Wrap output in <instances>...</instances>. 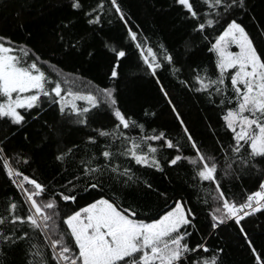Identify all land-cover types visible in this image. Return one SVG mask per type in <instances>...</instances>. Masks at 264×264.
Returning <instances> with one entry per match:
<instances>
[{
	"label": "snow or ice",
	"instance_id": "6c2138e0",
	"mask_svg": "<svg viewBox=\"0 0 264 264\" xmlns=\"http://www.w3.org/2000/svg\"><path fill=\"white\" fill-rule=\"evenodd\" d=\"M198 2L202 10L194 0H174L182 9L181 19L194 22L192 33L207 42L214 57V76L207 66H189L185 77L173 52L133 30L120 0H107V7L105 0H97L88 9L83 0H68L70 10L82 13L89 26L103 25L105 16L108 24L113 16L123 24L135 51L130 52L129 45L104 43L114 57L108 86L85 84L26 41L0 35V123L14 129L0 139V167L21 195L20 201L6 198L0 214V264H6L8 251L18 248L23 264H222L224 250L210 246V240L232 225L247 244L253 264H264V246L257 249L243 224L250 217L257 219V227L264 222L259 220L264 216V24L253 16L255 31L247 30L246 0ZM73 23L61 20L56 26L62 54L81 47L80 40L65 36ZM209 30L216 34L210 35ZM197 46L196 40L187 41L185 53ZM56 54L53 51L52 56ZM135 54L139 70L159 87L180 135L150 128L146 119L122 108L118 68ZM161 71H168L182 89L204 95L222 109L227 141L216 139L209 146L194 138L160 80ZM49 110L56 113L51 123L43 119ZM155 115L144 112V117ZM35 121L41 130L47 129L41 143L54 142L55 160L64 173H71V179L58 186L26 175L20 166L30 165L31 158L20 152L10 155L5 148L17 131ZM73 130L80 133L79 139L68 142L65 137ZM24 138L28 140L27 133ZM133 163L165 178L166 168H182L195 204L183 194L177 197L167 188L155 187L137 174ZM244 175H254L257 187L238 200L226 181H239ZM133 186L150 191L163 206L146 214L144 205L127 198ZM82 196L90 199L81 205ZM197 206L207 214V231L195 223Z\"/></svg>",
	"mask_w": 264,
	"mask_h": 264
},
{
	"label": "trees",
	"instance_id": "16d2710c",
	"mask_svg": "<svg viewBox=\"0 0 264 264\" xmlns=\"http://www.w3.org/2000/svg\"><path fill=\"white\" fill-rule=\"evenodd\" d=\"M97 0H83L85 9L96 4ZM126 13L131 17L133 30L139 32L140 36H148L153 44L163 43L169 51L183 65V75L187 77L191 69L207 66L213 76L215 69L214 57L207 50V42L198 34L192 33L194 22L181 19L182 9L175 5L174 0H120ZM248 13L243 16V22L247 30L255 31L254 22L264 24V0H246ZM194 4L202 10L203 5L198 0ZM105 0V7H107ZM71 19L74 23L65 31V36L71 41L80 40L79 51L71 50L67 54L59 51L60 45L56 34V26L61 20ZM109 17H104L101 26H89L82 13L70 10L68 0H0V35L10 37L14 41H26L38 49L44 58L51 57V62L61 67L65 74L75 73L87 84L91 81L92 86H108L112 83L107 79L111 64L114 62L113 54L104 47V43L110 42L119 47L121 44L129 45L122 22L117 17H111L112 24H108ZM23 25V28L20 27ZM136 26H139L138 28ZM31 33L30 39L27 34ZM210 35L216 33L209 30ZM196 40L198 46L190 53H185V43ZM134 52L133 47H129ZM53 51L56 55L52 56ZM89 51L93 54L88 55ZM138 54L129 55L120 62L118 68L119 80L116 86L119 89V99L123 109L133 114L140 120H147L150 128L165 130L172 136L181 134L180 126L172 113L165 98L159 91L155 80L141 72L137 67ZM160 80L169 94L173 97L184 122L192 132L197 141H204L212 146L216 139L227 141L229 135L225 133L222 120V109L212 105L204 95H196L178 86L176 78L168 71L159 73ZM82 90H84L82 88ZM155 112L154 117H144V112ZM56 117L54 110H49L43 119L51 123ZM9 129L5 123H0V139L8 134ZM40 122H30L28 126L16 132L5 145L9 154L16 152L29 156L32 160L30 165H21V171L26 175L38 176L39 179L54 186L65 183L71 179V173H64L62 165L54 158L56 145L54 142L41 143L43 132ZM25 133L28 140H25ZM80 133L73 130L65 139L68 142L77 141ZM159 145V142H153ZM167 154V153H166ZM174 154V153H172ZM120 161H117L119 163ZM132 167L138 175L151 180L155 187L167 188L170 194L175 193L177 197L183 194L194 205L195 196L193 191L183 180V169L166 168L167 178L164 174L152 169H141L139 166ZM71 168V165H69ZM226 186L231 187L232 194L236 199H243L249 192L256 190L257 179L254 175H244L239 181H226ZM15 197L21 200V195L14 185L7 179L0 167V214L4 213L6 198ZM128 200H136L142 205L146 214H154L163 206L153 193L143 187L127 190ZM88 196H82L79 203L82 205ZM68 207H72L69 205ZM196 225L201 231H207V214L203 206H197ZM259 216V214H257ZM264 221V216L259 217ZM255 217L246 218L243 222L248 234L252 237L254 245L259 250L264 246V222L259 223ZM63 227V225H61ZM196 239V236H193ZM210 246L222 247V264H253L250 250L240 236L238 228L232 225L230 228H222L217 236L210 240ZM6 264H23V252L21 249L8 251Z\"/></svg>",
	"mask_w": 264,
	"mask_h": 264
},
{
	"label": "rangeland",
	"instance_id": "374dc122",
	"mask_svg": "<svg viewBox=\"0 0 264 264\" xmlns=\"http://www.w3.org/2000/svg\"><path fill=\"white\" fill-rule=\"evenodd\" d=\"M235 50V49H234ZM78 103H83V102H78Z\"/></svg>",
	"mask_w": 264,
	"mask_h": 264
}]
</instances>
